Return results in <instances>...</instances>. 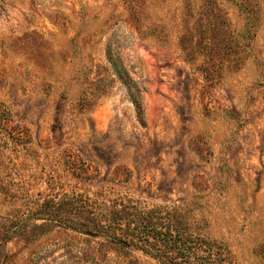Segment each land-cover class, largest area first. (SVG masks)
<instances>
[{"label": "rangeland", "instance_id": "374dc122", "mask_svg": "<svg viewBox=\"0 0 264 264\" xmlns=\"http://www.w3.org/2000/svg\"><path fill=\"white\" fill-rule=\"evenodd\" d=\"M106 206L264 264V0H0V264H158Z\"/></svg>", "mask_w": 264, "mask_h": 264}, {"label": "trees", "instance_id": "16d2710c", "mask_svg": "<svg viewBox=\"0 0 264 264\" xmlns=\"http://www.w3.org/2000/svg\"><path fill=\"white\" fill-rule=\"evenodd\" d=\"M94 209L90 210L87 207L82 206L78 210L70 213L77 215L84 220H92L95 226L79 228L85 229L86 234H93L95 227H99L97 222L100 218L99 215L90 216ZM103 221L106 223L105 231L110 234V238L115 240L114 244L117 246L127 248L130 250H140L145 255H149L157 260L158 264H211L210 253L207 250V243L204 240H193L192 236L185 231L184 228L179 229L175 235L171 233L170 227L166 232H162L158 226L154 224H144L143 221L146 218L139 216V224H142V228L136 233L132 226V220H129L128 213L122 210H118V207L106 206L102 209ZM39 215H46L39 213ZM49 217L52 220H57V217L65 219L59 216V213L50 212ZM74 217V216H73ZM125 218L126 221L124 220ZM125 221V226L122 222ZM146 222V221H144ZM151 223V222H150ZM120 231L122 236H119ZM136 234H135V233ZM154 239L155 241L151 240ZM161 239H163L161 241ZM163 258V259H162ZM120 264H126V261L119 262ZM127 264H141L138 260H129Z\"/></svg>", "mask_w": 264, "mask_h": 264}]
</instances>
